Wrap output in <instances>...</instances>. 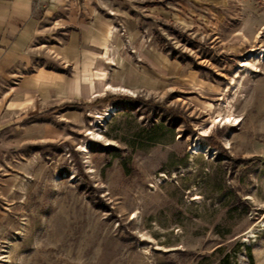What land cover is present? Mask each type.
<instances>
[{"label":"rangeland","instance_id":"1","mask_svg":"<svg viewBox=\"0 0 264 264\" xmlns=\"http://www.w3.org/2000/svg\"><path fill=\"white\" fill-rule=\"evenodd\" d=\"M153 5L73 96L0 82V264H264V0Z\"/></svg>","mask_w":264,"mask_h":264},{"label":"crops","instance_id":"2","mask_svg":"<svg viewBox=\"0 0 264 264\" xmlns=\"http://www.w3.org/2000/svg\"><path fill=\"white\" fill-rule=\"evenodd\" d=\"M169 0H0V82L8 85L9 92L34 96L53 82L39 77L37 69L31 73L36 54L48 52L61 63V85L56 95L61 101L83 73L99 72L110 61L99 62L98 55H106L112 48L115 15L126 14V6L156 4ZM209 4L213 0H190ZM152 7H157L153 5ZM127 15V14H126ZM98 64V65H96ZM101 64V65H99ZM71 69L73 79L65 70ZM44 70V69H43ZM38 75V76H37ZM70 78V80H69ZM104 90L105 75L97 76ZM47 86V87H46ZM18 100V99H15ZM22 100V99H19ZM12 102V100H11Z\"/></svg>","mask_w":264,"mask_h":264},{"label":"bare ground","instance_id":"3","mask_svg":"<svg viewBox=\"0 0 264 264\" xmlns=\"http://www.w3.org/2000/svg\"><path fill=\"white\" fill-rule=\"evenodd\" d=\"M107 88L108 89H111V87H109V86H107ZM95 116L96 117H107V116H109V113H105V114H103V113H97Z\"/></svg>","mask_w":264,"mask_h":264},{"label":"trees","instance_id":"4","mask_svg":"<svg viewBox=\"0 0 264 264\" xmlns=\"http://www.w3.org/2000/svg\"><path fill=\"white\" fill-rule=\"evenodd\" d=\"M230 161L233 162L235 165H237V163H238L239 160L238 159H235V158H230ZM250 161H252V159H249L247 162H250ZM223 262H225V260H223Z\"/></svg>","mask_w":264,"mask_h":264}]
</instances>
